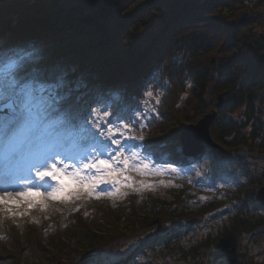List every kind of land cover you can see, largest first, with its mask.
<instances>
[{"label": "trees", "instance_id": "1", "mask_svg": "<svg viewBox=\"0 0 264 264\" xmlns=\"http://www.w3.org/2000/svg\"><path fill=\"white\" fill-rule=\"evenodd\" d=\"M133 1L0 0V68L9 59L23 57L33 69H43L49 76L62 77L63 86L57 92L66 97L65 106H70L75 121L87 116L90 108L97 104L101 107L111 104L113 116L120 109L133 120L136 108L141 107L148 116L137 121L135 134L144 139L128 143L134 147L142 145L145 152L156 157L167 155L175 165L181 163V166L192 160L181 151L177 137L181 128L190 124L183 120V114L191 108L196 97L198 100L203 97L207 85L214 84L217 95L230 90L236 92V100L231 106L246 105L245 121L241 124L244 120L241 119L236 125L223 120L225 109L218 110L216 125L210 129V135L225 151L212 147L207 150L226 156L231 151L245 148L264 155V122L255 120L247 135L240 131L250 122L258 104L264 110V34L251 31L247 36H238L242 28L238 25L241 15L249 14L246 25H263L260 23L262 17H253L251 8L243 0H145L141 8L130 14L128 9ZM261 4L258 2V10L262 9ZM154 23H159L157 33L146 46H139L137 32L154 27ZM177 58L187 61L209 59V66H201L192 76L194 99L192 96L183 98L186 90L184 84L181 85L184 79L179 76L184 73L179 65H175ZM169 59L175 66L164 71L165 67L161 68L163 60ZM156 60L162 62L157 65ZM149 88L153 91L151 100L154 102L159 98L161 101L155 105V112L149 111L150 101L147 106L143 104L144 92ZM0 119L7 117L0 114ZM170 119L181 121L171 133L167 132L166 122ZM178 148L181 150L177 151ZM215 160H218L215 169L226 171L219 159ZM134 178L143 181L139 175ZM213 180L215 183V173ZM194 186H172V201L152 197L141 200L137 193L130 197L127 205L118 209L110 204L97 206L91 199H86L65 208L48 206L44 212L57 224L67 218L77 224L70 230L89 240L88 254L102 252L128 240L129 235L120 229L119 223L122 216L130 212L134 218L132 222L141 224L132 232L140 235L135 240L138 249L152 244L164 234L168 249L177 252L188 248L187 252L196 253H189V256L199 261L210 255L215 258L221 249H233L242 234L251 235L264 224L262 215L251 214L254 209L244 206L235 214L231 225L218 234H209L191 248L173 245L174 238L185 236L195 226L228 212L226 206L234 199L240 200L245 189L242 194L245 199L241 198V201L247 203L249 200L260 208L251 185L240 184L238 192L227 190L224 197L214 195L206 200H200ZM143 202L153 207L150 211L145 209V214L141 212ZM89 215L101 216L114 229L106 231L91 227L90 220L85 219ZM169 223H172L171 227L167 225ZM206 248H213L214 253L206 254L203 250Z\"/></svg>", "mask_w": 264, "mask_h": 264}, {"label": "rangeland", "instance_id": "2", "mask_svg": "<svg viewBox=\"0 0 264 264\" xmlns=\"http://www.w3.org/2000/svg\"><path fill=\"white\" fill-rule=\"evenodd\" d=\"M243 2L246 6L251 8L253 17H258V15L262 17L260 18V23L263 25L252 23L242 26L238 36H247L251 31L258 35L264 34V0H243ZM258 2L262 3L261 10L257 8ZM144 4L145 0H134L130 4L128 12L131 14ZM239 15L237 17H239ZM154 24V27L141 29L137 32L136 37L139 46H146L149 40L157 33L159 23ZM182 56L181 54L180 57L182 58ZM175 60L178 61V64L176 62L175 65H179L180 69L183 71L182 73H184L179 76V79H184L183 82L181 81V85L184 84L186 90L183 98L187 99L188 96H192L194 99L195 94L193 93L192 76L197 69L202 68L201 66H209V59H194L193 61H187L186 59L178 60L177 58ZM161 62L160 60H156L154 63L158 65ZM163 62L164 66L162 65L161 68L165 67L163 68L165 69L164 71L168 70L170 66L172 68L175 66L172 64V62H174L172 59L163 60ZM189 85H191V87H189ZM209 86L210 85L206 86L203 97H200V100L196 97V99H194L196 103L192 100L194 104L183 114V120L186 119L187 122H190L189 125L197 124L207 114L212 113L213 110H218L216 104L219 94H208ZM149 101L150 104H148V108L155 112L153 101ZM245 109V104L235 108H232L230 105L226 107L225 110L223 109L222 118L223 120H230L237 125L241 123V119H244ZM263 111V109L259 108L258 104L250 122L246 123V125L241 128L240 131L242 134L247 135L251 131L252 124L255 120H262L264 122ZM216 120L217 118L211 124L210 129L215 128ZM244 121L245 119L241 124H244ZM166 122L167 132L169 133L178 128V125L181 123L178 119H170ZM7 123L8 119H0V150H2L3 147V134ZM184 127H182L181 130ZM181 130L177 136L179 140ZM33 135L34 132L30 130V126H21L19 153L26 154L27 140L32 138ZM179 142L181 145V140ZM208 147L211 148L210 146H206V152L204 154L194 160L188 161L184 166H181V163L175 165L167 155L156 157L151 154V152H145L141 146L133 147L130 150H139L142 155L148 156L152 161V166L164 171L165 174L140 176L145 184H151L153 186L152 188H140L139 183H137L136 188H140L139 191H136L134 188H122L121 194L118 196L111 198L102 197L101 199L93 198L91 200L97 206L110 204L113 205L115 209H118L120 206L127 205L130 197L137 193L140 195L141 200L152 197V199L156 200L172 201V186H191L195 184L194 189L198 192L196 194L199 195L198 197L200 200H206L214 195L218 198L224 197L223 195L226 194L227 190L233 193L238 192L240 184H244L245 186L251 185V191L254 190L255 193V202L260 208H257L255 203H251L249 200H245L247 203L241 201V198L245 199L244 195H242L246 192L244 188L245 190L240 194V200L234 199V201L229 202L226 206L228 212L223 211L225 214L223 213L222 216H218L214 219L210 218L208 223L206 221V223L195 226L187 235H181L173 239V241L176 240L173 245L190 248L201 243L209 234L212 233L216 235L218 232H221L225 226L231 225L235 214L244 206L250 210H255V212L252 210V212H250L251 214L256 216L262 215L264 217V207H261L256 201V196L260 188L264 186V158H238L236 153L240 149L231 151L226 154V156H219L207 150ZM179 149L180 148H178L177 151H179ZM216 158L221 162L219 164L223 165V167L225 166L224 169H226V171L215 169L218 165V160H215ZM173 168L177 170L175 173L171 171ZM0 172H2V168H0ZM214 173L216 174L215 183L213 182ZM20 174L23 175L24 173L21 172ZM131 175L134 177L137 174L133 172ZM108 187L110 186L100 185V188ZM124 193H127V195H124ZM76 202L77 201L65 204L50 200L47 203L48 206L65 208L76 204ZM152 208L153 207H149L143 202V210H141V212L145 214V212H147L145 209L150 211ZM22 210L23 209L17 210L13 206V211ZM49 215L50 214L44 211H40L39 206H36L28 210L25 216L17 215L14 218L7 219L0 216V264H82V262L87 264L84 258L89 255L87 253L89 249V240L83 236H76L75 233L70 230L73 226L77 227V224L71 222L70 218H67L62 224H57L55 219ZM100 217L99 215H89L85 219L86 221L87 219L90 220V226L93 228H103L106 231L114 229V226H111ZM133 219V215L129 212L128 215L122 216L119 223L120 229L129 235V239L123 241L120 245H115L102 251L120 253L123 255L125 251L130 249L123 264H264V224L251 235L242 234V236L236 240L233 249H223L225 251H221V249L215 258L210 255L209 257L200 258L202 261H199V259L194 260L189 256V253L192 252H187L189 250L188 248H186V251H180V249H178L177 252L172 251L173 249H168L164 242V234L156 239V241L152 242V244H146L143 248L138 249V242L135 240H137V237H140V235H135L132 232L134 229L140 227L141 224H134L132 222ZM33 220L38 221V223H34ZM167 225L171 227L172 223ZM64 244L68 246L64 248ZM203 250H205L206 254L214 253L213 248H206ZM192 254L194 255L196 253Z\"/></svg>", "mask_w": 264, "mask_h": 264}, {"label": "snow or ice", "instance_id": "3", "mask_svg": "<svg viewBox=\"0 0 264 264\" xmlns=\"http://www.w3.org/2000/svg\"><path fill=\"white\" fill-rule=\"evenodd\" d=\"M62 86V77L33 69L23 57L9 59L0 68V110L8 119L0 150V216L5 219L25 216L36 206L46 211L50 200L68 204L115 197L121 194L122 188L139 191L153 187L136 181L131 175L133 172L139 176L165 174L152 166L148 156L139 150H130L134 145L128 142L144 139L135 134L137 121L148 116L141 107L136 108L133 120L120 109L113 116L111 104L103 107L97 104L87 116L75 121L70 106H65L66 97L57 92ZM144 96L143 104L147 106L153 91L146 89ZM160 102L156 98L154 106ZM22 125L30 126L34 132L27 140L26 154L18 151ZM137 183L140 188H136ZM100 185L110 187L100 188ZM13 206L23 210L13 211ZM128 251L123 255L94 252L84 261L123 264Z\"/></svg>", "mask_w": 264, "mask_h": 264}, {"label": "water", "instance_id": "4", "mask_svg": "<svg viewBox=\"0 0 264 264\" xmlns=\"http://www.w3.org/2000/svg\"><path fill=\"white\" fill-rule=\"evenodd\" d=\"M249 22V14H243L238 19V25L244 26ZM215 91V85L212 84L208 88V94H213ZM236 92L235 91H226L221 93L217 97L216 107L218 110H223L226 107L234 104L236 100ZM230 97V99H229ZM218 110H213L212 113L207 114L204 118H202L197 124H192L184 127L181 130V148L185 156L190 159H196L200 155H202L205 151L206 146H210L212 148L219 149L221 151H225L220 145L214 142L210 135V126L214 122V120L218 116ZM1 115H5V113L0 110ZM236 156L238 158H264V155L252 153L249 150L242 148L237 153ZM256 201L260 204L261 207H264V186L260 188Z\"/></svg>", "mask_w": 264, "mask_h": 264}]
</instances>
